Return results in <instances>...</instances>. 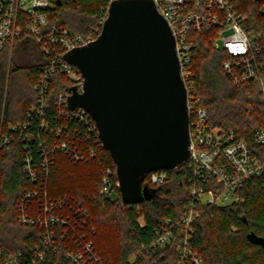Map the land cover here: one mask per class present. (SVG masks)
I'll return each instance as SVG.
<instances>
[{"label": "built area", "instance_id": "1", "mask_svg": "<svg viewBox=\"0 0 264 264\" xmlns=\"http://www.w3.org/2000/svg\"><path fill=\"white\" fill-rule=\"evenodd\" d=\"M107 1L93 29L74 33L57 23L59 8L52 0H0V53L27 32L45 59L32 87L35 101L27 112L29 120H38V131L45 135L44 139L38 140L37 158L31 151L32 137L27 132L30 131L29 122L12 125L6 132L0 131V151L13 140L20 139L24 144L23 169L28 186L15 203L16 221L21 227L35 229L40 244L28 257L19 251L4 252L0 248V264H24L28 259L43 260L50 254H60L68 264L100 263L92 241L94 226L91 218L70 197L51 196L47 183L56 154H63L71 163L79 164L95 158L96 147L103 149L92 117L80 108L71 109L67 104L72 89L82 92L83 78L76 67L64 60V55L99 36L109 4L116 0ZM151 1L174 38L180 77L186 90L189 155L176 168L148 173L147 184L152 187L163 184L170 171L177 172L184 164H189L192 172L188 212L178 219H164L151 247L164 249L174 245L173 264H203L190 248L198 219L196 206L227 207L240 203V191L245 183L264 176V156L254 155L249 144L236 138L232 131L207 124L206 112L200 107L199 99L190 93L194 44L189 35L200 34L208 27L218 29L212 45L227 55L221 67L236 88L259 82L263 91L264 81L259 74L264 69V54L262 46L245 31L241 19L234 13L235 0ZM55 76H64L70 85L51 95V81ZM48 115L53 124L46 120ZM252 139L256 145L264 146V126L253 131ZM116 190L115 171L106 167L101 174L100 194L111 197Z\"/></svg>", "mask_w": 264, "mask_h": 264}, {"label": "trees", "instance_id": "2", "mask_svg": "<svg viewBox=\"0 0 264 264\" xmlns=\"http://www.w3.org/2000/svg\"><path fill=\"white\" fill-rule=\"evenodd\" d=\"M107 0H52L59 8L57 23L74 33H83L96 26ZM234 13L241 19L245 31L262 46L264 54V13L257 11L258 0H235ZM216 28L191 33L194 44L190 63V93L197 97L207 116V124L232 131L245 140L254 155L264 156V146L252 139L255 129L264 126V95L259 82L233 87L222 70L227 58L213 48ZM45 64L39 46L24 32L12 45L0 53V131L10 126L28 123L31 151L38 156V120H29V105L34 103L32 89ZM264 81V69L260 72ZM64 76L51 81L50 94L68 87ZM46 120L51 124L52 118ZM41 133V134H40ZM38 137H37V135ZM17 139V138H16ZM20 139L0 151V248L4 252H21L28 257L39 245L37 231L21 227L16 221L15 203L28 183L23 169L26 151ZM95 158L79 164L71 163L63 154H56L49 168L47 188L53 197L68 196L91 218L94 226L92 241L100 257L99 264H173L175 246L152 248L164 219H178L188 212L189 164L159 186L142 182L152 197L141 204L124 205L119 191L112 200L100 194L102 170L115 171L110 155L95 148ZM37 162V160H36ZM242 201L231 206H196L198 219L190 248L203 264H264V176L248 180L240 191ZM141 219L142 224H139ZM253 234L255 241L250 240ZM24 264H68L60 254H50L43 260H27Z\"/></svg>", "mask_w": 264, "mask_h": 264}, {"label": "water", "instance_id": "3", "mask_svg": "<svg viewBox=\"0 0 264 264\" xmlns=\"http://www.w3.org/2000/svg\"><path fill=\"white\" fill-rule=\"evenodd\" d=\"M64 60L83 78L82 92L72 89L67 104L95 121L121 202L149 200L146 175L176 168L189 155L186 90L167 22L151 0L112 1L99 36Z\"/></svg>", "mask_w": 264, "mask_h": 264}, {"label": "rangeland", "instance_id": "4", "mask_svg": "<svg viewBox=\"0 0 264 264\" xmlns=\"http://www.w3.org/2000/svg\"><path fill=\"white\" fill-rule=\"evenodd\" d=\"M257 11H259L260 13H264V0H258V8H257ZM220 44H221V42H220ZM263 91H264V84H263ZM117 197H118L117 196V193L114 192V193L111 194V197L110 198L112 200H115V199H117ZM139 222H142L141 219L139 220Z\"/></svg>", "mask_w": 264, "mask_h": 264}]
</instances>
